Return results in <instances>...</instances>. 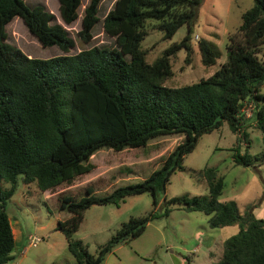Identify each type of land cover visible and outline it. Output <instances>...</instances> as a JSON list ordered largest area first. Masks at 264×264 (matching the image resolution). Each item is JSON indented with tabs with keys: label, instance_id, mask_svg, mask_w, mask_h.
<instances>
[{
	"label": "trees",
	"instance_id": "16d2710c",
	"mask_svg": "<svg viewBox=\"0 0 264 264\" xmlns=\"http://www.w3.org/2000/svg\"><path fill=\"white\" fill-rule=\"evenodd\" d=\"M202 1L115 0L102 23L115 46L96 45L71 54L75 40L62 24L51 23L54 15L43 6L0 0V264L15 259L6 205L19 178L35 183L40 191L53 190L93 170L90 159L100 149L140 148L172 135L181 141L146 178L105 194L87 188L80 198L60 197V208L71 216L58 220L56 229L64 234L75 264H100L117 245L140 236L150 221L168 216L174 206L203 212L210 227L238 224V232L224 240L222 254L213 264H264V218L252 210L240 213L234 200H220L224 182L217 168L199 172L208 186L206 195L164 196L171 175L184 169V158L199 137L224 122L237 136L233 161L243 166L264 163V147L255 155L239 150L249 143L248 118L242 111L246 103L264 146V58L258 55L264 43V0H253L242 12L238 30L228 35L227 60L212 75L178 87L164 85L173 75L172 58L179 50L186 51L185 63L191 62V25ZM57 2L65 25L81 15L77 36L90 42L102 0H89L81 14L82 0ZM15 17L42 47L58 46L63 53L30 57L6 42L5 26ZM149 18L157 22L148 24ZM147 25L162 30L166 39L183 25L187 32L148 63L147 50L141 48ZM197 41L202 64H215L219 53L214 46L207 39ZM144 192L151 194L153 209L123 222L96 255L73 239L92 205L118 206L126 197Z\"/></svg>",
	"mask_w": 264,
	"mask_h": 264
},
{
	"label": "rangeland",
	"instance_id": "374dc122",
	"mask_svg": "<svg viewBox=\"0 0 264 264\" xmlns=\"http://www.w3.org/2000/svg\"><path fill=\"white\" fill-rule=\"evenodd\" d=\"M25 1L30 7L43 6L54 15L51 23H60L68 30L75 40V46L69 53L96 45L115 46L114 38L106 35L102 26L103 18L115 0H102L100 3L99 21L93 27V38L88 43H83L77 36L81 15L72 24L65 25L59 16L57 0ZM88 1L82 0L80 14ZM252 4L253 0H203L191 25V62L186 64V51L179 50L172 58L173 75L164 81V85L178 87L212 75L227 60L225 46L228 35L238 30L242 12ZM147 22L153 24L157 20L149 18ZM152 27L147 25V35L141 42V48L147 50L148 63H152L171 44L180 41L187 32V26L183 25L166 39L162 30ZM5 31L6 42L17 46L30 57L48 58L63 53L58 46L42 47L20 17L9 22ZM200 38L207 39L219 53L215 64H202L197 45ZM258 55L264 58V43ZM261 92L264 93V85ZM244 109L247 113L252 112L249 103ZM251 116L247 117L245 128L248 147L244 142L239 150L242 154L248 151L255 155L263 151L264 146L262 132ZM179 141L180 136H161L140 148L122 151L100 149L90 159L95 165L93 170L77 177L70 185H61L47 192L40 191L35 183L25 185L19 178L15 193L6 205L11 222L21 231L12 252L16 263L75 264L76 259L68 249L64 234L56 229L58 220L71 216L70 212L60 208V197L68 195L80 198L86 195L87 188L97 191V194H105L114 187L138 182L158 168ZM236 142L237 136L227 122L210 133L202 134L193 151L185 156L184 169L171 175L164 196L206 195L208 186L199 172L207 167H215L224 182L220 200H234L240 213L252 210L257 217L264 218V163L250 166L236 164L232 149ZM160 202L162 204L163 200ZM151 209L152 196L148 192L128 196L118 206L94 204L85 210L73 239L81 240L87 250L96 255L99 246L110 239L123 222L132 216L146 215ZM238 230L237 223L210 227L208 216L203 212H187L180 206H174L168 216L150 221L140 236L117 245L100 264H213L222 254L224 240ZM29 236L38 237L41 241L29 246Z\"/></svg>",
	"mask_w": 264,
	"mask_h": 264
},
{
	"label": "crops",
	"instance_id": "0c3cea01",
	"mask_svg": "<svg viewBox=\"0 0 264 264\" xmlns=\"http://www.w3.org/2000/svg\"><path fill=\"white\" fill-rule=\"evenodd\" d=\"M26 185V183H24ZM42 192H47V191H42ZM10 220V223H11V227H12V231H13V236H14V241L16 243V241L20 238V234H21V231L19 229H16L13 225V222H11V219L9 218ZM28 240V239H27ZM26 240V241H27ZM24 252V250L22 251ZM9 264H17L16 263V260L14 259L12 262H10Z\"/></svg>",
	"mask_w": 264,
	"mask_h": 264
},
{
	"label": "built area",
	"instance_id": "2783aa9c",
	"mask_svg": "<svg viewBox=\"0 0 264 264\" xmlns=\"http://www.w3.org/2000/svg\"><path fill=\"white\" fill-rule=\"evenodd\" d=\"M242 111L246 114V117H250L251 116V112L250 113H247V111H245L244 107H243ZM40 241H41V239L38 238V237H34V236L31 237V236H29L28 245L29 246H35Z\"/></svg>",
	"mask_w": 264,
	"mask_h": 264
}]
</instances>
